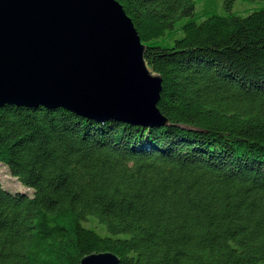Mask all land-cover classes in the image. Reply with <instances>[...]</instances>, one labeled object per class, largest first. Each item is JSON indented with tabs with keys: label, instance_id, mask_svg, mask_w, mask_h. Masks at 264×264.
I'll return each mask as SVG.
<instances>
[{
	"label": "trees",
	"instance_id": "16d2710c",
	"mask_svg": "<svg viewBox=\"0 0 264 264\" xmlns=\"http://www.w3.org/2000/svg\"><path fill=\"white\" fill-rule=\"evenodd\" d=\"M116 1L168 124L1 105L0 163L31 193L0 183V264H264V8Z\"/></svg>",
	"mask_w": 264,
	"mask_h": 264
},
{
	"label": "water",
	"instance_id": "95a60500",
	"mask_svg": "<svg viewBox=\"0 0 264 264\" xmlns=\"http://www.w3.org/2000/svg\"><path fill=\"white\" fill-rule=\"evenodd\" d=\"M116 0H0V106L61 107L96 121L164 126L161 76ZM109 251L77 264H118Z\"/></svg>",
	"mask_w": 264,
	"mask_h": 264
},
{
	"label": "rangeland",
	"instance_id": "374dc122",
	"mask_svg": "<svg viewBox=\"0 0 264 264\" xmlns=\"http://www.w3.org/2000/svg\"><path fill=\"white\" fill-rule=\"evenodd\" d=\"M194 1H195L194 17L197 18L202 16L197 14H201L204 12L210 14H224L227 12L244 14L245 12L253 9L264 8V0H233L229 4L228 8H225L224 0H194ZM180 21L182 22L184 20H179V22ZM0 183L5 189L12 192L27 191L29 194L31 193V189L21 185L14 177L10 176L7 172L6 167L1 163H0Z\"/></svg>",
	"mask_w": 264,
	"mask_h": 264
}]
</instances>
